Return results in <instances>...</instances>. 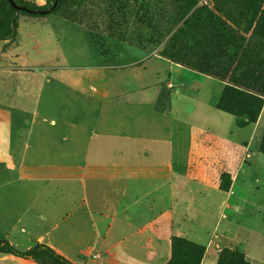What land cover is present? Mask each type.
<instances>
[{"label":"crops","instance_id":"obj_1","mask_svg":"<svg viewBox=\"0 0 264 264\" xmlns=\"http://www.w3.org/2000/svg\"><path fill=\"white\" fill-rule=\"evenodd\" d=\"M50 15L0 41V240L71 264H166L180 237L204 247L200 264H216L218 249L264 264V247L235 232L264 209L245 176L264 106L253 125L228 114L233 125L220 126L224 112L200 95L198 76L211 77L136 48L127 32ZM191 87L189 118L172 93ZM0 264L39 263L0 253Z\"/></svg>","mask_w":264,"mask_h":264},{"label":"rangeland","instance_id":"obj_2","mask_svg":"<svg viewBox=\"0 0 264 264\" xmlns=\"http://www.w3.org/2000/svg\"><path fill=\"white\" fill-rule=\"evenodd\" d=\"M14 1L17 4L46 5L53 0ZM98 1L101 6L96 4L97 0H91V4L93 5L91 6L89 0V2L77 8L69 3L68 0H57V11L52 14L69 13L87 28L86 30L88 33H91V28L99 29L103 27L109 30L116 28L120 31L127 32L128 42L131 45L139 49L154 52L164 59H166L163 55L167 49L168 41L175 31L180 28L179 25L187 15L184 5L176 0ZM196 1L197 4H199L201 0ZM205 3L212 7V11L230 33L241 39L248 40L256 56L261 59L264 58V0H205ZM85 5L86 7H84ZM10 18H13L15 21V31L19 25L20 31H24L25 36L29 35L30 32L36 31V26L38 24L33 23L37 21L35 19H40L39 17L27 15L26 12L15 10L5 0H0V34L7 31ZM25 20L31 22L25 23ZM20 33L18 30V35ZM80 57L85 59V55H81ZM67 58L69 60H77L78 57L72 58V56L67 55ZM162 76L163 75H161V77ZM201 79L204 80L206 84L201 87L200 95L202 97H207L215 104L221 94L223 84L214 78L208 79L205 76H198V80ZM175 80L177 79L173 78V84L177 89L179 86H177ZM183 92L184 91L179 94L176 93L175 90L172 94L177 97L176 101L179 103L176 107H183L181 111L186 112L185 115L190 118L191 114H194L195 108L194 98L191 97L196 96V89L191 87L188 88V92L186 90V95L188 94L190 96H186ZM219 115H221L223 119H228V121L222 122L220 126H228L229 128L230 125H233L232 116L224 113ZM248 144L249 148L245 158V176L252 177V189L254 185L256 187V189L252 191L264 195V114L260 128L255 132ZM242 220L243 223L245 222L247 224L243 225V229L240 231L237 229L235 231L236 234L238 236L244 235L246 238H251V241L261 250L264 247V209L258 214L243 217ZM32 248L33 247L27 250ZM224 250L225 249H218V257ZM182 253L183 252H178L180 258L183 255ZM29 259L39 264H56L53 259L42 255ZM206 264H211L210 259L207 260Z\"/></svg>","mask_w":264,"mask_h":264},{"label":"trees","instance_id":"obj_3","mask_svg":"<svg viewBox=\"0 0 264 264\" xmlns=\"http://www.w3.org/2000/svg\"><path fill=\"white\" fill-rule=\"evenodd\" d=\"M176 1L184 5L187 15L168 41L163 56L172 63L220 81L223 87L214 107L232 115L237 128L255 124L264 106V58L256 56L248 40L230 33L205 0H201L199 4L196 0ZM54 2L55 0L46 5H34L17 4L14 1L29 10L27 15L35 17L57 11V5L53 6ZM14 35L15 21L10 18L7 31L0 34V41L11 40ZM222 188L227 189L226 186ZM178 252H183L181 258ZM0 253L26 259L42 255L53 259L56 264H71L42 244L27 251H19L8 241L0 240ZM203 255V246L185 238L174 237L171 258L166 264H200ZM216 264L248 263L240 250L225 249Z\"/></svg>","mask_w":264,"mask_h":264},{"label":"water","instance_id":"obj_4","mask_svg":"<svg viewBox=\"0 0 264 264\" xmlns=\"http://www.w3.org/2000/svg\"><path fill=\"white\" fill-rule=\"evenodd\" d=\"M7 1H8V3H9V5H10L13 9L18 10V11H23V12H26V13L29 12V10H28L27 8H25L24 6H21V5H17V4H15L13 0H7ZM56 3H57V0H55V2L53 3V6H54Z\"/></svg>","mask_w":264,"mask_h":264},{"label":"built area","instance_id":"obj_5","mask_svg":"<svg viewBox=\"0 0 264 264\" xmlns=\"http://www.w3.org/2000/svg\"><path fill=\"white\" fill-rule=\"evenodd\" d=\"M93 258H94V259H99V258H100V256H99V255H97V254H94V255H93Z\"/></svg>","mask_w":264,"mask_h":264}]
</instances>
